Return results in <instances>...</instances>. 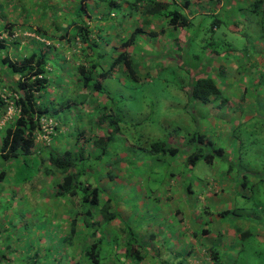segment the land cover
<instances>
[{
	"label": "trees",
	"instance_id": "trees-1",
	"mask_svg": "<svg viewBox=\"0 0 264 264\" xmlns=\"http://www.w3.org/2000/svg\"><path fill=\"white\" fill-rule=\"evenodd\" d=\"M38 3L44 18L35 25L24 20L7 21L1 13L0 4V120H4L8 110L12 109V115L5 118L0 126V161L9 164L22 160V167L19 168L21 173L15 177L22 181L23 187H26L25 192L33 194L34 189L39 187V191L44 189L50 192V202L61 203L68 208V215L64 213L59 220H53L60 231L58 240L76 251L77 256L73 257L72 248V264H105L116 246H123L122 255L132 257L139 264L148 252L139 243L132 228L123 220H120V227L113 226L119 218L115 209L117 197L110 194L107 184H102L103 178H108L111 182L116 178L109 169L111 145L117 136H123L122 140L125 136L120 133V123L124 118L120 115L122 109L103 81L117 74L124 80L139 82L141 79L138 76L137 62L130 54L135 46H143L141 43L156 38L158 32L165 34L172 29L178 31L173 39L174 44L185 49V38L195 33V30L190 32L189 29L200 27L204 16L210 14L214 19L209 22V31L214 34L223 26L231 32L233 37L230 38L237 37L239 45L236 46L229 40L226 47L219 50L213 39L205 43L204 53L209 61L189 84L185 91L187 97L202 104H214L217 109L224 106L229 108L230 105L232 111L238 112V109L242 110L240 107L244 103H249L247 106L250 108L249 97L259 98L260 92L254 94L248 82H241L239 100L233 105L235 98L226 93L224 86L228 68L223 64L217 65L218 72L214 75L209 67L213 65L215 56H221L224 61L235 58L236 69L245 75L253 68L257 55L264 56V0H209L204 9L200 6L194 7L191 0H80L76 10L68 7V0H38ZM87 3L91 4L90 8L94 6L98 9L100 4L104 8L95 22L91 20L92 9L88 11ZM199 10L204 12L200 13ZM98 20L102 25L97 23ZM249 20L256 26L252 34L247 29ZM156 21H160L158 32L150 28ZM23 31L37 37L23 36ZM67 50L71 51V59L76 61L70 63L66 70L70 72L71 79L66 78L63 67L64 52ZM179 63H183L182 60ZM49 86L51 88L47 90ZM70 86L72 88L69 90ZM102 95L106 97L104 102L97 99ZM88 105V110L83 113V107ZM92 107L94 110H90ZM65 111L72 112V118L79 124L70 128V123L60 121L59 113ZM239 115L240 118L243 116L241 113ZM83 116L87 118L86 125ZM47 118L57 120L61 126L66 125L67 130L57 133L56 136L50 134L52 138L46 145L45 142L39 143L36 137L42 134L41 121ZM250 119L253 118H246L244 121ZM80 123L83 124L81 127ZM239 124L237 122L235 127ZM57 138L64 141V145L54 144L53 141ZM72 139L74 142L70 144ZM126 142L131 144L127 146L130 156L127 154L118 157L116 163L124 162L129 167L142 156L148 155H153L156 162L167 159L168 163L183 154L182 163L186 167H192L200 160L208 164L218 163L224 156L223 149L214 147L212 141L202 132L189 133L186 139L184 137V144H192L194 148L183 152L171 138L167 141L155 137L151 141L144 140L141 144L132 136L131 141L127 139ZM238 144L241 147L242 142L238 141ZM25 158L29 159L31 166L37 168L39 175L36 178L41 175L45 177L44 183L35 182L36 178L31 181L33 173L30 169L23 172V167L27 165ZM261 158L263 160L259 164L257 160L248 162L247 166L240 162L239 173L233 179L239 180L243 190L248 189L250 193L241 195L239 200L233 201L230 208L219 211L224 218L236 219L234 227L238 234L235 239L237 244L251 234L250 230L253 228L249 225L245 227L246 222L262 216L264 218V202L260 196H254L261 185L264 187V154ZM145 169L146 167L144 171ZM6 172L0 169V183ZM170 174L174 175L173 172ZM34 182L36 185H31ZM46 185L47 190L44 188ZM190 186H187V190H190ZM146 189L148 193H153L147 186ZM12 191L15 193L20 188L15 186ZM146 195L149 196L147 193ZM251 198L252 202L246 203L245 200ZM202 213L209 217L211 211L206 207ZM48 222L45 219L43 221L45 224ZM67 222L68 226L64 228L62 223ZM120 231L126 237L120 235ZM210 231L207 228L202 234L207 235ZM197 232L194 231L193 235L197 236ZM122 239L125 240L123 243ZM79 243L84 244V248ZM47 244L48 242H43L41 247L50 249ZM241 248L240 245L239 250L234 248L236 250H233V254L241 251ZM225 249L228 248H223L219 240L206 248L211 264H231L223 256ZM12 252L0 254V264H49L51 259L48 258L47 251L41 256L35 250L26 257L22 251L18 253L19 251L13 249ZM116 256L118 255L112 257L115 259ZM153 258L151 256L149 260ZM164 263L179 264L175 259H167Z\"/></svg>",
	"mask_w": 264,
	"mask_h": 264
},
{
	"label": "rangeland",
	"instance_id": "rangeland-1",
	"mask_svg": "<svg viewBox=\"0 0 264 264\" xmlns=\"http://www.w3.org/2000/svg\"><path fill=\"white\" fill-rule=\"evenodd\" d=\"M191 1L195 4L198 2L197 0ZM23 2L22 0H0L2 6L1 13L4 14V19L12 22H22L24 20L34 25L43 20L44 15L38 0H23ZM79 2L80 0H68V7L71 10L74 7V10H76ZM14 4L15 6L13 7ZM87 5L88 11L92 9L91 20L95 22L101 16L100 12L104 11V8H102V4L99 5L98 9L94 6L90 8L91 4L89 3ZM47 18L50 19L49 16ZM213 19L214 16L210 14L206 15L200 27L197 26L196 28L189 29L190 32L195 30V33L193 36L188 35L185 38V42H187L185 49L183 47L179 48L174 44L175 40L173 39L176 38L178 31L170 29L165 34H161L158 32L160 29V21H156L150 28L158 32L157 37L141 43L143 46L138 44L130 53L137 62L138 76L141 80L139 82L128 81L115 74L103 81L111 96L115 98V102L122 109L120 115L124 116V118L120 123V133L125 134V136L124 140H122L123 136H117L111 145L110 151L112 154L110 155L109 169L116 175V178H114V181H112L113 184L110 187L108 185L111 181L108 178H103L102 184H107L110 194L115 198L117 197L115 209L118 212L119 218L116 220H123L122 213L117 210L119 205H121L123 214L128 216L133 225L132 230L137 240L144 246L146 251L148 250L146 245L147 239H145L142 233L144 225H162L164 227L162 233L164 230L163 235L167 236L165 241L169 248L173 243V238H176V234L180 231L179 226L190 225L193 227L201 225L205 227L206 222L208 226H211L212 223L208 220V215L202 213V211L207 207L212 212L215 207L210 205V199L205 196V192L207 195L210 193L212 196H216V193L221 192V186L219 187V185L222 181L225 182L227 178L233 179L239 173L240 162L242 165L247 166L248 162L257 160V164H259L263 160L261 157L264 154V138L262 137L264 135V93L259 94V98H256L253 102L250 99L251 97H249L250 108L247 106L249 103H244L240 107L242 110L238 109V112L230 111L228 107L224 106L223 111H230L228 118L230 119L229 122L233 123V127L226 130L223 125L216 129L210 127L208 125L209 123H207V120L213 117V113L217 110L214 104H202L194 101L191 97H187L185 92L189 84L193 81V78L197 77V72L209 61L208 56L204 53L205 48L203 45L205 43H209L213 39L217 45L216 48L219 50L222 47L225 48L229 40H232L236 46L239 45V40L236 39L237 37L230 38L233 37L231 32L227 31L223 26L216 33H211L209 31V22H212ZM97 23L102 25L100 20ZM247 29L249 33H254L253 31H255L256 26L252 20L247 22ZM0 31H2L1 27ZM21 34L23 36H35L33 33L24 31ZM178 44L180 45V43ZM258 49L260 48L258 47ZM79 50L80 48L78 46L77 52ZM70 52L69 50L64 52L65 63L63 64L65 75L68 79L71 76L69 75L70 72L66 71L67 67L70 63H76V61L71 59ZM180 60L183 63H179ZM218 62L223 63L222 60H218ZM253 72V68L247 71L248 74ZM226 73L231 75L226 76L225 80L223 79L229 84L228 86L225 85V91L226 93L233 92V96L236 99L232 103H235L239 100L238 96L241 88L239 85L249 75L247 73L245 75L244 73H239L237 69H229ZM50 88L51 86L47 87V90ZM71 88L70 86L69 90ZM258 91L259 89L256 88L255 92L257 93ZM75 93H78V91ZM93 95L95 96L96 93L94 92ZM97 99L100 102H104L106 97L102 95L97 97ZM89 106H84L82 112L85 113ZM90 110H94L93 107ZM245 110L247 111L246 113ZM224 112L221 113L223 115H220L219 118H223V122H226V113L224 114ZM253 112H257L258 114L252 117L253 119L244 121V114L248 115ZM240 113L243 114L241 118L239 117ZM262 113L263 115L261 116ZM74 114L77 115V113ZM72 115V112H60L58 119L63 123H70L68 125L72 128V125L79 124V122L74 121ZM88 115L90 116L89 113ZM86 119V116H83L85 125L87 124ZM3 122L0 120V126ZM237 122H240V124L238 127H235ZM82 125L80 123V127ZM193 132L204 133L212 141L214 147L223 149L224 156L218 160V163L208 164L200 160L194 166L186 167L182 163V159L184 158L183 154L168 163L167 159L164 162H156L153 159V155L142 156L140 160L126 168L125 165L116 163L120 157L127 154L130 156L127 146L131 144L126 141L127 139L131 141L132 136L137 138L141 144L142 141H151L155 137L166 139L167 141L171 138L177 146L181 147V151L183 152V150L189 151L190 148H194L192 144L185 145L183 142L184 137L186 139L189 133L192 134ZM237 140L242 142L241 147H239ZM48 142L49 139L45 141L46 145ZM73 142L74 139L69 141L70 144ZM54 143L56 142L54 141ZM160 156L163 159L161 154ZM131 157L134 156L131 155ZM24 160L27 165L23 167V172L30 169L29 171L33 173L30 179L32 181L39 175L37 168L31 166L28 158ZM22 163V160L12 161L9 164H4L0 161V169L7 171L5 178L0 183V190L4 189L0 192V254H7L8 252L11 254L13 253L12 250L15 249L19 251L18 253L22 251L25 257L35 250L42 256V253L47 251L49 253L48 258H51L49 262L47 261L49 264H72L74 260L71 256L72 249L70 246L63 245L58 240L60 231L55 226L53 220V218L59 220L63 217L64 213L68 215L69 210L61 203L50 202L49 199L51 197L48 196L49 191L47 192L44 189L42 191L40 189L39 191V187H37L34 189L33 194L25 192L26 187H23L22 181L15 177L16 174L18 176L21 173L19 168L22 167ZM254 165L256 166V164ZM145 167L146 169L144 171ZM171 172H173V176H171ZM137 177V185L144 192L146 191L149 196L143 195L136 190V183H132V181ZM45 180V177L41 175L36 178L35 182L44 183ZM35 182L31 185H36ZM115 182L122 183L115 184ZM189 184L191 185L189 187L190 190H187ZM222 184H227V187L233 186L232 183ZM15 186L18 189L20 188V191L13 193L12 190L15 189ZM146 186L153 193H148L149 191L146 189ZM46 187L47 185L44 187L47 190ZM211 189L212 191H210ZM181 191L185 193V196H182L183 193ZM247 191L250 193L248 189ZM168 192L171 193L172 200H166ZM179 193L182 194L178 195ZM42 194L43 196H41ZM242 194L239 192L233 193L230 197L231 201L239 200ZM254 196H260L264 202L263 185L260 186L258 193ZM252 200L251 198L245 201L246 203H251ZM125 202H127L126 205L124 204ZM194 203L197 206L194 208L196 211L188 215L186 213L188 206ZM228 205L225 207H228ZM245 206H248V204ZM177 207L180 214L175 212ZM198 212H201V214L198 215L199 218L197 219ZM43 214L44 218H42ZM181 218L182 220H180ZM44 219L49 220V222L46 224L43 223ZM226 222L236 223V219L227 217ZM62 225L66 228L68 222L62 223ZM250 232L251 234L248 237L242 242H238L240 247H242L241 251L237 252L234 256L226 258L231 264H264V241L258 239L257 232L253 229ZM119 234L123 235L121 231ZM123 236L126 237L125 234ZM79 238L82 239L81 236ZM43 242H48L47 245L50 246V249L42 248ZM202 245H207V241H199L196 245L184 247V250L190 251L193 254H202L204 249ZM83 246L84 244L80 247ZM115 250L116 247L111 251V256L118 255L120 257V254L115 252ZM73 254L74 257L77 256L75 249Z\"/></svg>",
	"mask_w": 264,
	"mask_h": 264
},
{
	"label": "crops",
	"instance_id": "crops-1",
	"mask_svg": "<svg viewBox=\"0 0 264 264\" xmlns=\"http://www.w3.org/2000/svg\"><path fill=\"white\" fill-rule=\"evenodd\" d=\"M198 2L195 4L196 7L200 8L202 7L204 9V5L207 6L209 0H205V1H201V0H197ZM194 5V7H195ZM200 13H203L204 11L199 10ZM198 12V13H199ZM241 55V54H239ZM214 61H213V65L209 68H212L214 75L217 74L218 72V67L217 65H225L226 68L229 69H236V63H235V58L231 59V62L229 61H224L223 58L220 56H215L213 57ZM256 59V63H254L253 65V73H251L249 75V77L244 80L246 83L248 82L250 87L254 90V94H256L255 89L258 88L261 93H264V84H261V82L264 81L263 77H264V56H260L257 55ZM218 60H222L223 63H219ZM252 70V68H251ZM231 74L226 73V76H229ZM262 78V79H261ZM256 84V85H255ZM228 84L225 83L224 86ZM257 92V93H258ZM229 93V92H228ZM253 93V92H252ZM230 95L233 96V92L229 93ZM234 97V96H233ZM235 98V97H234ZM236 99V98H235ZM251 101H255V99H253L252 97L250 98ZM234 105V103H232ZM231 107H229V110ZM229 110H225V112L223 111V108L221 109H217L215 110V112L213 113V117L209 118V120H207V123H209L208 125L210 127L213 128H218V127H222V125L224 126V128L226 130H229L228 128H231L233 123L229 122L230 119L229 117ZM229 111V112H228ZM224 114L226 113L225 119L226 122H223V118H219L220 115H223L221 113ZM258 113L255 112L254 113H249L248 115H246V118H252L255 115H257ZM263 115V113L261 114V116ZM233 116V115H232ZM245 118V119H246ZM58 142V138L56 139ZM147 162V161H145ZM121 164L125 165V168L127 167V165L124 162H121ZM141 164V163H139ZM121 166V165H120ZM121 172V171H120ZM135 179V178H134ZM214 183L219 184L216 181H213ZM132 183H136V190L138 192H140L143 195H146L145 192L143 191V189L137 185L138 183V177L132 181ZM222 183H232L233 186L227 187V184H222ZM222 183L219 185V187L221 188V192L216 193V196H212L207 195L205 192V196L208 197L210 199V205L213 207H215V209L210 213L209 215V220L212 223L211 226H208L207 223H205V227L201 226V225H197V226H193L191 227L190 225H183V226H179L178 228L180 229V231L176 234V238H173V243L171 244V247H167V242L166 240V235H163L162 233V229L164 228L162 225H154V224H148L147 226L144 225V228L142 229V233L144 234L145 239H147L146 245H147V252L148 255H146V257L143 259V261H141L139 264H160L161 262L167 261V259L171 260V259H175L176 262H178L179 264H211V260L208 254V251L206 250V248L210 247L215 240H219L222 247L224 248H228L225 249V253L223 256H225V258H227L228 256H232L233 254V250H236L238 248L239 250V244H237V242H235L238 234L235 231V223H228L226 222V218L220 216L219 211L225 209V208H230L231 205L233 204V201H231L230 197L232 196L233 193L235 192H239V193H243L242 195H248L249 192L247 190H243V187H241L240 185V181L239 180H235L232 178H227L226 181H222ZM113 184V182L109 183V185ZM197 184V183H196ZM217 190V189H216ZM212 191V189L210 190ZM209 191V192H210ZM183 193V191H181ZM182 193H179L178 195H181ZM147 196V195H146ZM171 193L168 192L167 193V197L166 200H172L173 197H171ZM182 196H185V193H183ZM171 197V198H169ZM142 198V197H141ZM125 205L127 204V202L124 203ZM229 204V205H228ZM228 207H225L227 206ZM196 204H192L190 206H188V210H187V214H191L192 212L195 213L196 210H194V208H196ZM193 209V210H192ZM118 211H120L122 213V217H123V221L128 224L131 228L133 227L132 223L130 222L129 218L127 215L123 214V210L121 208V205H119ZM259 210H261L259 208ZM176 213L180 214V211L177 207V209L175 210ZM199 214H201L200 212L197 213L196 218H199ZM130 217V216H129ZM115 223H113L114 227H117L121 225L120 221H115ZM214 222V223H213ZM245 227L252 226L253 230L255 232H257V237L260 241H264V218L263 216L257 220H253V221H248L245 223ZM252 224V225H251ZM80 227V226H78ZM81 228V227H80ZM211 229L209 234H202L203 230L205 229ZM194 231H198L197 232V236H194ZM151 239V241H149ZM198 240V241H197ZM202 240H206L207 241V245H202L204 247L203 249V253L202 254H193L190 253V251H186L184 250V247H188V246H192V245H196L198 244L199 241ZM125 241V240H124ZM122 239V243L124 242ZM145 245V244H144ZM79 246H82V244ZM122 246V245H121ZM73 247H71L72 249ZM84 248V246H83ZM236 248V249H234ZM116 250L117 253L120 254V257L116 256L115 259L112 256H109L108 260L105 262V264H117V263H125V264H136L132 259V257H124L122 255V252L124 251L123 246L120 248H117L116 246ZM119 250V251H118ZM228 250V251H227ZM229 254V255H228ZM72 256V254H71ZM153 256L154 258L152 260H149V257ZM74 257V256H73ZM230 262V261H228Z\"/></svg>",
	"mask_w": 264,
	"mask_h": 264
},
{
	"label": "clouds",
	"instance_id": "clouds-1",
	"mask_svg": "<svg viewBox=\"0 0 264 264\" xmlns=\"http://www.w3.org/2000/svg\"><path fill=\"white\" fill-rule=\"evenodd\" d=\"M12 115V109L10 108L9 110H8V112H7V115L6 116H4L5 118H8V117H10ZM5 118H4V120H5ZM4 120H2V122L4 121ZM41 123H42V125H41V128L43 129V132H42V134H38L37 135V141L39 142V143H43V142H45L47 139H49V142L48 143H50V139L52 138V136H56V134L57 133H61V131H63V130H67L66 128H67V126L66 125H64V126H61L58 122H57V120H54L53 118H47V119H44L43 121H41ZM3 125V124H2ZM56 127H57V129H56ZM55 130H57V131H55ZM50 134H53L52 136H50ZM44 138V139H43ZM57 140H55V142H56ZM61 144H60V143ZM53 143H54V141H53ZM54 144H56V145H58V146H61V145H64V141L63 142H61L59 139H58V142H56V143H54Z\"/></svg>",
	"mask_w": 264,
	"mask_h": 264
}]
</instances>
